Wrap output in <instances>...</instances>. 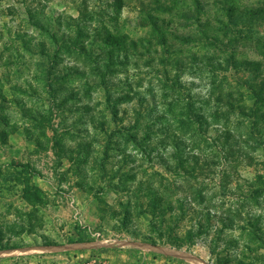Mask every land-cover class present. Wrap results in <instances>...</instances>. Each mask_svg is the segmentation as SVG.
<instances>
[{"label": "rangeland", "instance_id": "374dc122", "mask_svg": "<svg viewBox=\"0 0 264 264\" xmlns=\"http://www.w3.org/2000/svg\"><path fill=\"white\" fill-rule=\"evenodd\" d=\"M172 1L0 0V264H118L148 247L234 264L247 237L229 219L264 227V133L243 157L220 136L236 134L234 117L201 128L181 114L214 106L245 72L176 38L214 33L230 9L253 37L237 59L264 64V0H201V25L187 27Z\"/></svg>", "mask_w": 264, "mask_h": 264}, {"label": "trees", "instance_id": "16d2710c", "mask_svg": "<svg viewBox=\"0 0 264 264\" xmlns=\"http://www.w3.org/2000/svg\"><path fill=\"white\" fill-rule=\"evenodd\" d=\"M172 2L177 4L182 3V5H184L183 11L180 13V16L185 20L184 23H182L183 27L194 25L195 23L201 25V14L203 12L201 0H173ZM145 5L148 4L144 2L143 6ZM163 8L165 7H159L158 9ZM227 16V20L223 18L218 20V23H220L221 26L215 28L214 33H209L205 31L203 28L204 26H200V37L192 33L188 35H179L176 38H179L181 41L186 43H198L199 41H202L206 42L210 46H213L214 50L221 52L220 54L227 55V57L221 59L219 56L211 57L210 55H204L202 60L204 62L213 61V66L216 70L221 71L225 70L222 62L230 63L239 71L245 72V78H240V84H237L236 91H232L231 89L230 91H221L218 94L214 106H212L209 102L207 104L210 107H207V109L202 111L198 107L195 108L192 104H188V110L181 114H185L190 117V122L187 124L193 123L191 116L198 119L197 122H199L201 128L208 123H211V121H209L210 117H212L215 121H222L225 119V122L230 121V119L234 117L237 120L236 134H232L233 131L231 129L225 128L220 136L225 139L226 145L227 142H229V145L232 146L230 140H234V144L239 147L238 155L246 157L247 153L244 151V148L253 147V141L259 142V145H255L256 147L254 146V148H260L262 145L261 138L264 133V64H262V61L237 59V48L240 40H252L253 37L249 35L250 30L249 34L242 33V28L247 25H245V23H243V25H239L236 18L232 16V10L227 9ZM250 19L252 21V17H250ZM164 24V19L159 20L158 17L153 18L150 23L153 28L152 30L156 32L161 41L166 44L165 42L167 41V38L164 35V32L167 28ZM147 25V23H143V26ZM247 27L250 28L249 26ZM256 39L258 42H261L260 37H256ZM149 43L151 44L150 41ZM135 44L136 43L134 42V45ZM193 59L196 60V56H193ZM215 64L218 65L216 66ZM235 137H237V139H232ZM23 171L30 174L37 172L29 165H23L22 172ZM256 191L257 193H255L254 196H261L263 190ZM229 221V225L225 226L238 228L245 232L247 237V244L244 245L245 250L247 251H244L243 253L241 252L238 259L233 260L234 264H254L256 261H259L260 264H264V255H259V251H261L263 248L262 245H264V227L261 226L260 216L258 219L250 218L247 220L246 225L236 223L234 219H229ZM230 242L235 241L232 239ZM151 243L155 246L157 245L155 241ZM173 246L177 249H182L183 242L180 241L178 243H174ZM11 248L17 247L7 246L2 247L1 249ZM219 263L223 264L222 262Z\"/></svg>", "mask_w": 264, "mask_h": 264}, {"label": "crops", "instance_id": "0c3cea01", "mask_svg": "<svg viewBox=\"0 0 264 264\" xmlns=\"http://www.w3.org/2000/svg\"><path fill=\"white\" fill-rule=\"evenodd\" d=\"M21 251L24 250V248H11V249H7V250H2V252L8 251V252H14V251ZM147 250H151V251H146V249H143L142 251H137L136 253L134 252H130L129 255H126L127 253L122 251L121 253H119L117 255V258H122L121 260L118 261V264H123L126 263V259L127 258H131V259H136L137 263L136 264H196V262L187 259L185 257H182L180 255H173V253L169 252V250H173V249H167V253L165 252H161V253H157V249H155V247H152L151 249L148 247ZM156 253H155V252ZM26 252V251H25ZM150 252V253H149ZM7 255L9 253H6ZM115 258V256H114Z\"/></svg>", "mask_w": 264, "mask_h": 264}]
</instances>
